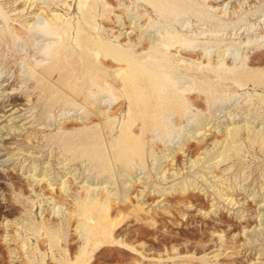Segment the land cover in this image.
<instances>
[{
    "label": "rangeland",
    "instance_id": "obj_1",
    "mask_svg": "<svg viewBox=\"0 0 264 264\" xmlns=\"http://www.w3.org/2000/svg\"><path fill=\"white\" fill-rule=\"evenodd\" d=\"M160 1L0 0V264H264V0Z\"/></svg>",
    "mask_w": 264,
    "mask_h": 264
},
{
    "label": "bare ground",
    "instance_id": "obj_2",
    "mask_svg": "<svg viewBox=\"0 0 264 264\" xmlns=\"http://www.w3.org/2000/svg\"><path fill=\"white\" fill-rule=\"evenodd\" d=\"M160 1V0H159ZM161 2V1H160ZM168 8H169V6H168ZM172 9V8H171ZM173 10V9H172ZM174 18V17H173ZM175 20V19H174ZM165 24V23H164ZM170 24V23H169ZM162 26V25H161ZM171 26V25H170ZM144 27V26H143ZM147 27V26H146ZM166 27V26H165ZM65 28V27H64ZM72 28V27H71ZM161 28V27H160ZM143 29V28H142ZM171 30H173V29H171ZM158 31V30H157ZM53 32V31H52ZM133 33V32H132ZM168 33V32H167ZM91 34V33H90ZM158 34V33H157ZM170 34V33H169ZM137 36V35H136ZM84 38V37H83ZM96 38V37H95ZM101 41V40H100ZM164 42V41H163ZM104 43V42H103ZM107 44V43H106ZM110 44V43H109ZM145 45V44H144ZM146 46H147V44H146ZM160 46V45H159ZM105 47V46H104ZM111 48V47H110ZM117 48H119V47H117ZM120 49V48H119ZM148 49V48H147ZM115 50V49H114ZM123 50V49H122ZM144 50V49H143ZM152 50V49H151ZM107 51H109V50H107ZM129 51V50H128ZM127 51V52H128ZM156 51V50H155ZM122 53H123V51H122ZM132 53V52H131ZM148 53V52H147ZM43 54H44V52H43ZM48 54V53H47ZM129 54V53H128ZM131 55V54H130ZM140 55V54H139ZM153 55V54H152ZM165 55V54H164ZM132 56V55H131ZM142 56H144V55H142ZM154 56V55H153ZM122 57V56H121ZM136 57V56H135ZM155 57V56H154ZM137 58L138 57H136V61H138L137 60ZM139 58H140V56H139ZM138 58V59H139ZM133 59V58H132ZM142 59V58H141ZM129 61V60H128ZM130 62V61H129ZM142 62V61H141ZM131 63V62H130ZM135 63V62H134ZM152 63V62H151ZM127 64V63H126ZM137 64V63H136ZM140 64H145V62H143V63H140ZM154 64V63H153ZM156 65V64H155ZM131 66V65H130ZM129 66V67H130ZM154 66V65H153ZM132 67V66H131ZM140 67V66H139ZM160 67V66H159ZM162 69H163V67H161ZM133 69V68H132ZM147 69H148V67H147ZM135 71V70H134ZM148 71H150L149 69H148ZM165 71H167V70H165ZM164 71V72H165ZM173 71V70H172ZM171 71V72H172ZM154 72H157V71H154ZM158 73V72H157ZM156 73V74H157ZM159 73H161V72H159ZM158 73V74H159ZM164 74V73H163ZM173 75V74H172ZM162 76V75H161ZM157 77V76H156ZM250 77V76H249ZM158 79V78H157ZM178 82H181V81H178ZM176 83V82H175ZM179 84V83H178ZM184 84V83H183ZM186 84V83H185ZM54 85H56V84H54ZM90 85V84H89ZM141 85V84H140ZM157 85H159V84H157ZM58 88L59 87H61V86H57ZM131 87V86H130ZM180 88V87H179ZM146 89V88H145ZM172 89V88H171ZM66 90H67V97L68 98H70V99H76V96H75V92H74V89L73 88H66ZM149 90V89H148ZM91 91V90H90ZM169 91V90H168ZM173 91V90H172ZM175 91V90H174ZM163 93H164V91H163ZM4 94V93H3ZM150 94V93H149ZM0 96H1V93H0ZM96 98V97H95ZM185 102V101H184ZM12 110V109H11ZM9 111V110H8ZM16 110H12V113H10V120L9 121H11V122H16V116H14V114L16 113L15 112ZM151 111V110H150ZM5 113H7V112H5ZM148 113V112H147ZM5 115H2V116H0V123L2 122L1 121V119L4 117ZM105 117V116H104ZM166 119V118H165ZM232 120V119H231ZM248 127V126H247ZM6 129V126H2V127H0V131H3V130H5ZM199 129V128H198ZM207 129V128H206ZM211 129V128H210ZM232 130V129H231ZM252 130V129H251ZM206 131L207 130H204V131H199L198 133H197V135H204L205 133H206ZM238 129H235L234 131H231V136H232V138H233V140H232V143H233V141H234V137L238 134ZM11 132V131H10ZM250 132L248 131L247 132V134H249ZM246 137V136H245ZM231 143V148L232 149H234V150H238V147H236V145L233 143L232 144ZM165 174V173H164ZM63 186H64V184H63ZM99 186V185H98ZM98 191V190H97ZM106 192V191H105ZM91 193H92V191H91ZM96 195V194H95ZM107 199V198H106ZM95 203H96V201H95ZM106 205V204H105ZM105 207H107V206H105ZM104 209V208H103ZM81 226V225H80ZM257 230H259V229H257Z\"/></svg>",
    "mask_w": 264,
    "mask_h": 264
}]
</instances>
